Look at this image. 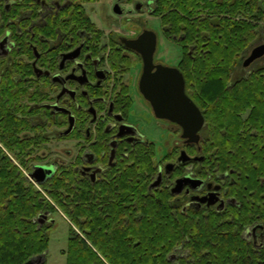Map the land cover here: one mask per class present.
I'll return each mask as SVG.
<instances>
[{
	"label": "trees",
	"instance_id": "16d2710c",
	"mask_svg": "<svg viewBox=\"0 0 264 264\" xmlns=\"http://www.w3.org/2000/svg\"><path fill=\"white\" fill-rule=\"evenodd\" d=\"M197 2L164 0L159 8L166 13L163 24L186 37L185 77L205 115L200 142L210 143L217 170L264 177V64L234 77L261 35L264 0ZM13 13L0 7V37L9 30L17 42L10 57L0 58V264H25L47 251L54 223L36 221L45 211H61L71 221L66 264H264V236L254 242L244 235L248 226L264 224V213L249 204L218 213L175 209L169 192L149 189L156 153L145 146L128 162L126 178L94 187L68 166L39 187L26 178L22 168L32 170L36 145L48 136L18 115L25 112L23 99L33 101L40 92L22 79L32 73L25 56L33 54L19 32L29 23L11 22ZM83 25L97 30L88 20ZM33 30L44 31L40 25ZM189 45L196 49L191 58Z\"/></svg>",
	"mask_w": 264,
	"mask_h": 264
},
{
	"label": "flooded vegetation",
	"instance_id": "af4514ba",
	"mask_svg": "<svg viewBox=\"0 0 264 264\" xmlns=\"http://www.w3.org/2000/svg\"><path fill=\"white\" fill-rule=\"evenodd\" d=\"M100 1L0 0V7L14 12L11 22L29 23L25 27L26 33L19 32L25 35L33 54L32 58L25 56L32 73L22 79L28 90L34 92L37 88L40 92L33 101L23 99L21 104L25 112H18V115L48 136L43 144L39 147L36 145L37 159L33 162L32 170L22 168L7 152L11 159L37 187L52 177L57 169L67 166L73 169L76 178L88 179L94 187L101 180L110 182L116 178H126L128 162H134L135 156H139V151L145 146L156 153L157 170L149 189L169 192L175 209L186 212L189 208H195L202 213H218L226 211L228 207L243 208L249 204L252 211L264 213V177L241 178L234 169L228 172L217 170L212 152L208 151L210 143L200 142L205 115L191 95L192 89L185 77L187 60L183 58V46L186 37L181 34L177 36L169 25L163 24L166 13L159 5L164 0H110L113 15L101 16L106 23L105 28L99 27L90 15L95 10L94 5ZM198 2L205 4L206 0ZM202 15L205 14L196 16ZM83 20L91 22L97 30L87 29V25L80 26ZM149 20L154 24L143 26V22ZM36 25H40L44 31L36 34L33 30ZM144 30H152L156 34L154 64L180 70L185 80L186 94L204 116L198 142L184 137L183 127L179 123L158 117L141 92L139 84L143 58L126 41L138 39ZM167 40L181 49L179 59H172L175 63H167L161 56L160 44ZM263 40L264 36H260L250 51ZM16 47L17 42L8 30L0 37V58L10 57ZM195 50V46H188L190 58ZM263 58L260 57L248 67H244L242 62V66L250 72L258 67V61ZM181 61H184L183 64ZM4 72L5 68L1 70V73ZM141 99L155 118L168 126L171 138L163 142L161 156V147L157 150L156 142L146 139L139 129L134 111H139ZM23 133L34 135L30 129L23 130ZM54 141L71 142V148H64L60 157L50 159L46 148L48 143ZM256 145H250V148ZM0 146L3 148L1 143ZM39 166L52 169L41 183L32 175ZM53 213L42 212L40 214L46 215L44 222L38 220L39 216L36 221L40 226L53 223L49 221ZM244 235L248 240L259 241L264 236V224L259 222L248 226ZM177 254L172 257L176 258ZM29 260L30 264H47L46 252Z\"/></svg>",
	"mask_w": 264,
	"mask_h": 264
},
{
	"label": "water",
	"instance_id": "95a60500",
	"mask_svg": "<svg viewBox=\"0 0 264 264\" xmlns=\"http://www.w3.org/2000/svg\"><path fill=\"white\" fill-rule=\"evenodd\" d=\"M131 48L138 50L143 58V72L140 78V89L150 102L158 117L168 118L183 127V136L189 141H199V131L204 124V116L199 107L185 92V80L176 67L154 64L153 55L156 49V34L152 30H144L136 40L126 41ZM264 56V40L256 45L243 60V66ZM52 169L39 166L33 177L41 183ZM46 215L40 214L39 221L44 222ZM53 222L52 219H49ZM28 260L25 264H30Z\"/></svg>",
	"mask_w": 264,
	"mask_h": 264
},
{
	"label": "rangeland",
	"instance_id": "374dc122",
	"mask_svg": "<svg viewBox=\"0 0 264 264\" xmlns=\"http://www.w3.org/2000/svg\"><path fill=\"white\" fill-rule=\"evenodd\" d=\"M94 6L95 10L90 13L93 20L99 27H107L101 16L113 15L112 2L110 0H101ZM127 7L128 6H126V8ZM153 24L154 23L151 20L148 22H143V26H152ZM261 25L263 27L260 29L261 35H259V37L264 36V22H262ZM159 49L165 62L175 63L173 60L177 61L179 59L181 49L174 42L168 40L162 41ZM249 53L250 50L248 51L247 55ZM242 62L234 71L235 78L247 72V70L243 68ZM262 64H264V58L258 61V66ZM134 114L137 116V123L144 137L148 140L156 142L158 147L157 150H159V147H161V150H159V155H162V151L164 150L162 146L163 142L171 138L167 130V124L155 118V116L150 112L149 108H147L143 99L139 100V111H134ZM47 146L46 154L50 159H53L58 156L60 157L64 148H71V142L66 141L63 143L54 141L48 143ZM51 219L53 220L54 225L48 229L49 245L46 251L47 264H66V254L64 251L68 246L71 221L61 211L53 213ZM177 253H179V250Z\"/></svg>",
	"mask_w": 264,
	"mask_h": 264
}]
</instances>
